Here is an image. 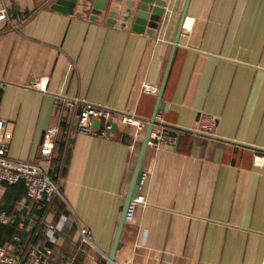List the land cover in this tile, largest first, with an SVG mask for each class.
Masks as SVG:
<instances>
[{
	"label": "crops",
	"instance_id": "crops-1",
	"mask_svg": "<svg viewBox=\"0 0 264 264\" xmlns=\"http://www.w3.org/2000/svg\"><path fill=\"white\" fill-rule=\"evenodd\" d=\"M81 1L69 14L57 0H0L8 5L0 21V119L12 133L9 156L40 163L44 132L60 122L49 172L63 198L48 206L40 229L59 264L106 259L147 129L117 123L111 134L78 132L65 101L148 122L159 93L144 84L161 87L186 3L167 0L152 34L121 17L110 23L114 8L98 14L94 0ZM162 100L156 125L181 132L148 146L147 204L126 221L115 264H264V164L254 162L264 157V0H190ZM205 114L217 120L213 134L187 130ZM93 128L100 131L101 121ZM4 193L0 185V201ZM25 203L28 213L34 203ZM36 222L32 215L26 230ZM83 226L92 247L81 241Z\"/></svg>",
	"mask_w": 264,
	"mask_h": 264
},
{
	"label": "built area",
	"instance_id": "built-area-1",
	"mask_svg": "<svg viewBox=\"0 0 264 264\" xmlns=\"http://www.w3.org/2000/svg\"><path fill=\"white\" fill-rule=\"evenodd\" d=\"M56 1V0H50ZM8 19V5L0 7V21ZM44 87L43 79L37 84ZM4 81L0 80V90L5 87ZM146 91L157 95L160 91L159 85L144 84ZM66 105L74 110L73 118L78 132L100 133L106 135L112 128L113 123L131 124L136 129L143 130L148 122L139 118L135 114H127L120 111H114L102 105L93 103H81L79 100H66ZM99 120L102 123V129L95 131L94 121ZM217 120L214 116L205 114L201 117L197 126L187 129L188 131L213 134L215 132ZM172 129L164 125H155L151 132L148 146L160 148L169 136ZM60 131V122L53 123L44 132L40 146V163L15 160L9 156L10 142L12 133L7 129V123L0 119V182L19 183L25 186L26 195L24 202H32L37 205L48 206L56 198H63L60 183L55 180L49 172L51 163L55 157L56 137ZM176 132V133H177ZM256 165L264 164V157L256 156L254 160ZM146 180V173H143L139 193L131 200L126 211V220L134 222L139 206L147 204V197L141 191ZM11 218L5 212L0 213V222L8 223ZM48 232L52 236L55 232L53 226L48 227ZM81 241L83 244L93 246L92 233L87 226L80 228ZM53 251L51 247L32 246L27 249H20L17 254L12 253L6 247H0V264H59L52 261ZM107 260V257H106ZM73 264V263H69Z\"/></svg>",
	"mask_w": 264,
	"mask_h": 264
},
{
	"label": "water",
	"instance_id": "water-1",
	"mask_svg": "<svg viewBox=\"0 0 264 264\" xmlns=\"http://www.w3.org/2000/svg\"><path fill=\"white\" fill-rule=\"evenodd\" d=\"M78 1L79 0H57L55 4V8L70 14L73 12ZM89 1L90 0H82L81 2H83V4H87ZM189 2L190 0H186L184 10L181 14L177 35L175 38V43L173 45V50L167 65L163 82L160 87L157 103L152 116L148 120V125L145 132L144 140L141 149L139 151V155L135 165L134 174L126 198L125 211L123 217L120 220L111 251L107 255L106 264H115L117 262L116 253L118 249H120L122 246L120 238L126 223V211L131 200L135 198L139 193L140 182L144 173L142 166L148 148V141L152 130L154 129L155 125L158 122L157 121L158 113L160 111H163L165 108V101L162 100V96L169 75V71L171 68V64L173 61L175 49L179 40V36L182 32L186 20ZM166 5H167V0H94L93 1V6L97 8L96 12L98 14L99 12L105 10L107 7L114 8L113 10L110 9L108 12L109 16L112 18L110 23H113L114 20H117L119 17H121L123 19L124 22L123 24L125 26L127 23L133 21L134 22L133 30L138 32L147 31L152 34H154L155 30L158 29L160 26L161 17H163L164 15ZM146 27L150 29H145ZM117 126H118L117 123H113L112 128L108 131V134H111V132L117 129Z\"/></svg>",
	"mask_w": 264,
	"mask_h": 264
},
{
	"label": "trees",
	"instance_id": "trees-1",
	"mask_svg": "<svg viewBox=\"0 0 264 264\" xmlns=\"http://www.w3.org/2000/svg\"><path fill=\"white\" fill-rule=\"evenodd\" d=\"M66 108L61 111V118H65ZM179 134V133H177ZM58 168H56L57 172ZM65 169L61 170V175L64 174ZM56 179L57 177H53ZM0 185L5 187V193L0 201V213L5 212L7 216L11 218L8 223L0 222V247L9 248V245H14L20 249H27L32 246L39 247H51L54 243H51L46 237L45 244L41 241L44 239L42 232L40 231L42 227V222L46 215L48 206L37 205L34 203V208L31 211L25 213L23 208L21 209V202L24 200L26 195L25 186L22 182L19 183H6L0 182ZM59 199H57L58 201ZM29 202V201H28ZM25 203L24 206H28L30 203ZM23 207V206H22ZM38 208V209H37ZM35 215L38 223L31 230H26V226L29 224V218ZM127 221V220H126ZM20 223H23L21 227ZM53 254L54 250L52 248ZM106 259L100 258L97 264H106Z\"/></svg>",
	"mask_w": 264,
	"mask_h": 264
}]
</instances>
